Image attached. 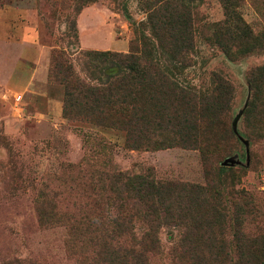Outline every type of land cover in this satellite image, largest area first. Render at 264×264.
Wrapping results in <instances>:
<instances>
[{
  "label": "rangeland",
  "instance_id": "1",
  "mask_svg": "<svg viewBox=\"0 0 264 264\" xmlns=\"http://www.w3.org/2000/svg\"><path fill=\"white\" fill-rule=\"evenodd\" d=\"M182 1L198 24L193 64L179 71L180 82L209 96L216 73L234 90L221 124L197 134L206 152L180 146L127 149L124 132L85 121L82 113L64 116L65 85L50 77L59 53L76 75L98 83L100 72L88 66L83 52L127 53L134 36L129 22L146 17L143 0H94L80 11L78 0H0V264H90L93 244L116 216L99 189L101 171L149 172L161 181L208 185L212 201L222 195L223 239L231 249L237 239L234 207L252 200L261 215L243 213L238 230L245 241L264 234V68L256 76V107L247 110L250 78L264 65V49L229 60L206 40L213 23L225 18L220 0ZM236 11L255 32L264 31L263 1L242 0ZM112 70L106 67L105 73ZM81 166L94 184L83 182ZM44 209L51 210L46 217ZM179 236L177 228H160L164 252Z\"/></svg>",
  "mask_w": 264,
  "mask_h": 264
},
{
  "label": "trees",
  "instance_id": "2",
  "mask_svg": "<svg viewBox=\"0 0 264 264\" xmlns=\"http://www.w3.org/2000/svg\"><path fill=\"white\" fill-rule=\"evenodd\" d=\"M92 1L78 0L76 11ZM260 1L264 3L252 0L257 5ZM220 2L225 18L213 23L206 40L231 61L261 53L264 31L255 32L236 11L242 0ZM142 9L145 19L129 22L134 36L127 53L83 52L88 66L100 72L98 83L76 75L71 62L62 61L65 55L59 53L50 77L65 85L64 116L82 113L85 121L124 132L127 149L180 146L206 152L208 145L205 139L199 141L198 135L221 124L233 86L215 73V86L207 96L180 82L178 73L193 64L196 47L198 20L191 7L182 0H143ZM71 24L76 33L75 21ZM109 66L113 70L105 73ZM262 68L264 65L256 67L250 78L253 91L249 111L256 107L260 86L256 76L263 74ZM86 169L80 168L83 182L92 185ZM97 179L116 216L107 220L104 235L93 244L90 264H154L158 260H165V264H264V234L245 241L239 232L243 213L261 215L252 200L234 207L237 239L231 249L223 239L227 215L219 205L222 195L217 194V202L212 201L208 185L161 181L149 172L119 170L101 171ZM46 200L44 204L49 206ZM200 201L202 207L198 209ZM50 211L42 210L41 216H48ZM136 221L141 226L136 228ZM165 226L180 233L166 252L159 237L160 228Z\"/></svg>",
  "mask_w": 264,
  "mask_h": 264
}]
</instances>
